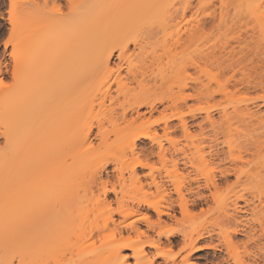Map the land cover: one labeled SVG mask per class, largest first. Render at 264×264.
I'll list each match as a JSON object with an SVG mask.
<instances>
[{"label": "bare ground", "instance_id": "6f19581e", "mask_svg": "<svg viewBox=\"0 0 264 264\" xmlns=\"http://www.w3.org/2000/svg\"><path fill=\"white\" fill-rule=\"evenodd\" d=\"M9 1L12 8L14 7L12 9V12L14 10L13 16L15 14L14 20L13 17L11 18L14 22L15 37L18 40L12 51L15 88L10 87L12 90L5 95L1 94L4 93L3 90L0 93V110L3 109V113H0L2 114L0 122L3 123L1 128L4 129L5 125L8 133L4 132L5 137L9 136V140L6 139V145L8 141L11 144L6 146L7 152L11 151L10 154L5 152L6 149L3 148V152L0 148V264H130L131 260L133 264H200L193 261L196 254L208 249L215 252L220 250L222 247L219 248L213 243V232L209 231L211 228L205 227L200 231H195L187 229L188 227H184L183 223L180 229L179 226H175L176 222L180 221L181 224V220L177 218L179 213L183 216L189 214L188 202L182 201V204H179L180 211L176 210L173 202L172 205L171 203L170 206L167 205L168 207L162 204L164 206L162 208L163 206L161 207L158 203L155 204L157 201L151 203L152 194L155 193L151 194L147 190L148 193L146 191L142 194L143 199L139 198L141 201H135L138 205L135 208L137 211L134 208L131 209L133 212L130 211L138 217L131 219L134 215L131 214L133 216L130 218V213L127 214L126 217L129 216L130 221L122 224L124 226L117 231L120 238L116 240V246L114 244L115 247L110 252L107 249V254L100 251L97 253L92 246L93 250L89 248L90 250L85 251L84 247L88 246L89 242H93L96 232L99 233L101 227L93 222L97 216L93 211L94 208L90 207L91 204H83L80 192L83 190H87L84 193L90 192L93 185L98 183L99 177L96 174L91 175L89 179L83 174L91 169L89 166L94 165L91 163L90 156L100 158L93 148L95 123L99 124V136L104 140L106 129L103 130V127L106 126V122H112L115 118L113 116L115 108L113 107V111L112 109L110 111V108L107 110L109 105L105 108L104 102L107 100L110 105L116 106V102L123 98L125 99L123 103L128 104L136 95L130 92L129 86L134 81L139 83L140 80L146 92L163 89L165 85L171 90L175 87L187 90L188 82L184 76L188 71L185 60L189 56L184 58L186 54L184 52L188 46L186 51L191 46L193 47L192 36L203 31L206 24L211 21L219 27L218 29L222 31L225 29L224 33L226 30L232 33L234 29L244 28L242 22L246 20L244 26H249L248 22H253L252 20L256 17L259 19V16L263 14L256 16L258 8L256 0H73L70 6L72 7L71 18L67 19L68 16L62 14L52 17L49 16L52 14L49 12L46 16L43 14L45 21L40 17L43 21H38L39 23L36 20L34 22L32 18L35 11L40 10V0ZM43 2L49 3V0H43ZM215 2L219 3L217 6L219 12L216 11L217 8H213L215 11L212 9V12L210 10L213 5L216 7ZM46 11L48 10L44 13ZM49 11L53 10L50 8ZM35 18L36 16L33 19ZM260 22L259 26H261ZM262 29H264L263 24ZM184 36H186L185 39ZM201 45L200 43L198 46ZM179 59H183L180 66L177 65ZM187 62L190 61H186L188 66ZM123 72L129 77L124 76ZM181 72L183 77L179 75ZM137 75L142 78L137 80ZM218 85L222 87V84ZM114 86L117 87V98L112 96ZM8 90L9 88L5 92ZM101 94L104 97H101V100L104 101L100 103ZM124 104L121 105L124 107ZM155 104L150 102L148 106L154 110L157 107ZM103 107L113 113L107 114V111H104L102 114L101 110H105ZM125 107L122 109H126ZM139 107L131 109L133 112L131 117L136 115L132 119H128L131 111L126 113L125 110L124 122L126 124L130 120L135 123L142 118ZM249 107L245 106L246 109H242L246 110L245 112L242 110L238 112L240 108L237 111L243 115L241 120L244 116L245 118L248 115L250 118L257 116L250 111L251 109H247ZM238 113L237 117H239ZM226 114L227 119H224L231 120ZM93 115H97L96 118L100 117L99 123L96 119L93 123L94 120L91 118ZM207 118L215 125L210 114ZM166 125L165 130L170 131L171 126ZM182 128L184 132L188 131L185 122ZM117 132L115 130V133ZM241 132L243 131L238 133L242 134ZM121 138H127L132 148L137 147L142 139L150 141L155 139L151 130ZM20 139L26 145H23ZM37 140L40 141L38 146L35 144ZM29 142H33L31 144L37 147L43 143L44 145L40 146L43 149L39 148L35 151L37 148L34 149ZM72 145L83 147L81 154L84 152L87 154L92 152V154L89 156L85 154L87 157L84 159L80 158V152L73 156L66 148ZM20 147L21 151L23 148L27 150L21 152ZM163 155L165 156L164 150ZM149 165V163L141 164L143 168ZM261 170L264 171V167ZM133 174L130 179H132V185L135 186L141 180L135 170ZM230 174V171H227L223 173V177L227 180ZM262 174L259 181L264 179V177L261 178L264 176V173ZM81 176L86 180H82ZM146 177L153 181L150 186L155 187L159 193L162 190L166 193L167 188L157 181L153 173ZM209 182L210 187L215 190L218 188L216 179L209 180ZM257 183L258 181L255 185L260 186ZM104 193L106 200L107 190ZM263 193L262 191L259 199L264 196ZM196 196L197 201L193 202V206H198L199 202L207 203L209 200V197L202 193H197ZM211 196L215 197L214 193H211ZM258 198L256 199L259 200ZM238 201L233 202L234 207H230L231 211L227 210L229 208L227 207V223L230 222L237 227L233 232L235 236L243 234L247 237L246 239H249L248 236L252 238L248 242L254 240L255 246L252 254L254 264H264V242H262L264 241V214L257 223L258 229L260 228V232L257 233V228H251L243 223V214L249 211H245L246 206L245 209H240L241 205L236 204L239 203ZM247 201L245 205L249 207L250 203L248 204ZM92 211L95 215L93 217ZM152 213L156 214V219H153ZM140 221L144 222L145 230L138 226L137 223ZM170 222H175L174 226ZM112 223H115L114 220ZM175 227L179 230H175ZM75 230H81L77 231L80 234L76 232V236ZM150 233L157 234L158 239L150 237ZM256 233L260 237H256ZM209 236L210 243L205 240ZM176 246L181 248L179 250V253H182L181 260L177 261V258L173 256L169 258L171 259L169 262L162 254ZM161 256L165 258L163 263L158 261ZM173 258L176 259L173 261Z\"/></svg>", "mask_w": 264, "mask_h": 264}, {"label": "rangeland", "instance_id": "374dc122", "mask_svg": "<svg viewBox=\"0 0 264 264\" xmlns=\"http://www.w3.org/2000/svg\"><path fill=\"white\" fill-rule=\"evenodd\" d=\"M47 4L53 11H49L50 8L47 6ZM214 4L216 7H213V5L210 9L211 12L213 8H217L216 11L219 9V7H217L219 3L215 2ZM71 5L69 4V0H49V3H44L43 0H40V10L42 12L38 10L35 11L34 14V17L36 16V18L39 20L36 18L33 19L34 17L32 20L34 22L43 21L44 15H48L49 12L52 13H50L51 15L49 16L56 17L58 14H62L63 16H68V19L71 16ZM256 5L258 7L256 16H259V14L262 13L264 14V0H256ZM12 9H14V7L12 8L11 2L9 0H0V79L4 80L5 84L8 85V87H0V93L4 91V93H1L3 95L14 89V86L16 85V81L13 78L14 62L12 51L14 48L13 46H15L18 39L15 37L16 35L14 33L15 27L11 17H13L14 20L15 14L13 16L12 13L14 10L12 12ZM215 9L213 10L215 11ZM261 9L263 10L261 11ZM45 10L48 11L44 13ZM259 11L260 13H258ZM36 12L40 13V15ZM263 14L259 16V19L261 18L260 20L256 17L257 20L254 18V20H252L253 22H248L249 26H244V24H246L244 22L247 20L242 22L244 28L234 29L232 33L229 30H226V33H224V28V31L218 29L219 27H217L216 24L211 21L206 24L203 31L198 32L197 34L195 33L196 35L194 34L191 38V42L194 40L192 42L193 47L191 46L189 50L186 51L189 47L188 46L185 50L184 53L188 55L185 54L184 56L182 54L184 58H187L186 56L190 57H188L190 60H188V58L185 60V65L187 67L186 69L188 71L185 72L186 76L181 75L183 74L182 72L179 74L182 77H186V81L188 82L187 90H180L179 87H175V89L171 90L165 85L163 89L154 90L156 93H154L153 90L152 92H146L143 90V87L141 86L143 82L141 83L142 80H140L139 83L131 81L133 84L129 86V90L132 94L136 95L131 98L129 103L126 101L128 104H124L125 99L122 98L116 102V106L110 105V102L108 103L105 97L106 101L104 102V107L106 106L105 108H107V105H109L110 107L108 106L107 110L110 108V111L111 109L113 111L114 107L116 111H113L115 112L113 116L115 118L112 116L113 121L105 123L106 126L103 127V130L106 129L104 131L106 139L103 140L99 136V124L97 125L94 120L96 119V122H98L100 117L96 118L97 115H93V117H91L94 120L93 123H95L93 135V148H95V151L94 149L93 151L98 153L100 158H93V156H90V158H92L91 163L94 165L89 166L88 164L91 169L89 168L90 170L84 173L85 175L83 174V176H86L88 179L91 175L96 174L99 177L98 183L93 185L94 187L92 191L89 190L90 192L84 193L85 190H83V192H80V195H82L81 200L83 204H91L90 207L94 208L93 211H95V215L97 216H95L94 212L92 211V217L95 216L97 219L94 218L95 221L93 222L100 226L101 230L99 233L96 232L95 239L92 242L93 244L89 242L88 246H86L87 248L84 247L85 251H88L89 248L92 250L94 248V250H97H95L97 253L100 251L104 254L106 253L107 249L110 252V250L116 246V240L120 238L118 235L119 232L117 233V231H120L121 227L124 226L122 224H127L130 221L128 218L129 216L126 217L127 214H133L130 211H132L133 208H137V202L141 201L139 198H141L142 194L149 190L151 194L152 192L155 193L152 194L153 200L149 192V197L152 200L151 203L153 204L154 201H157L155 204L158 203V205L161 207L163 205L170 206V203L172 205L173 202V206H175L176 210L180 211L179 204H182V201L189 203V214L187 216L184 215V217L179 213L177 218L181 220V224L180 221L179 223L170 222L172 226H174L175 223V226H179L180 229V227H182L180 225L183 223L184 227L187 226V229L195 231H200L205 227H207V229L211 228L209 231L213 232L214 245H218L219 248L221 246L222 248L216 252L214 250L208 249L198 253L193 258L194 262L200 264H254V257L252 255L254 253L253 248L255 246L254 240L248 242V240L251 238L250 236H248L249 239H246L247 237H245L243 234L237 236L233 234L234 229H237V227H235L234 224L230 222L227 223L228 221L226 216L228 215H226V209L229 207L227 210L231 211L230 207H234L233 202L239 200V203L236 204L244 206H239L240 209L243 210L246 206L247 209H245V211H249L248 213L243 214V223L245 225L251 226V228H257V233L260 232V228L258 229L257 223L264 214V196L259 199L262 195L261 192H264V179L262 178L264 176H261L263 180L259 181L260 175L264 173V171L261 170L264 167ZM258 20L261 21V26H259ZM228 31L231 34L228 33ZM183 35L184 34H182V36ZM196 37L198 38L196 39ZM200 37L203 39L201 38V40ZM185 38L186 36H184V39ZM198 40L200 41L198 42ZM191 42L188 43L191 44ZM200 43L202 45L198 46ZM194 45L196 46V49ZM191 57L193 58L191 59ZM181 60L183 59H179L177 61L178 64H176L180 66V64L183 62ZM191 60L193 61L191 62ZM186 61H190L189 63L187 62L189 64L188 66ZM123 75L129 77V75L125 72H123ZM137 76L138 80L139 75ZM132 77L134 78V76ZM218 84H222V87ZM7 88H9V90L5 92ZM116 90L117 87L114 86L112 89V96L117 98L118 93ZM101 95L99 98L100 103L103 100H101V97H103V95ZM185 98L186 100L184 101ZM150 102H153V104L156 103L155 106L157 107L154 110H151V107L148 106V103ZM121 104H124L126 109H122L124 107ZM138 106H140L139 110L142 114V118L135 123L130 120L126 124L124 122L125 110L126 113L131 111L130 117H128V119H132L136 115L131 117V114L133 113L131 109H138ZM245 106H250L247 109H251L250 111L257 115L255 116L256 119L254 117L250 118L248 115L246 117L247 120L244 116L243 120L246 121L241 120L243 115L242 113L240 114L238 112H240L242 109H246ZM104 107L103 109H105ZM107 110H101V113L103 114L104 111L106 112ZM2 111L3 109L0 110V113H3ZM242 111L245 112L246 110ZM113 112L110 113L107 111V114H112ZM98 113L100 112L98 111ZM226 113L228 114V119H231L229 121L227 120L230 122L229 124L224 119L226 118ZM237 113L239 117L241 115L240 118L236 116ZM208 114L211 115L214 120L213 123H215L216 126L213 125L212 122H209L207 118ZM1 115L2 114H0V116ZM0 121H2V118ZM239 121H241V123ZM183 122L187 124L188 131H183ZM2 124L3 123L0 124V129H2L0 130V148L4 152L6 146L8 144L10 146L11 144L9 143L10 141H8V144L6 145V139L9 140V136L5 137L6 135L4 132L6 131V128L5 125L4 129L3 127L1 128V126H3ZM166 124L171 126L170 131L165 130V127L167 126ZM249 127L251 129H248ZM117 128L119 129L117 130ZM33 130L35 129L33 128ZM115 130L118 132L115 133ZM149 130L153 132L155 139L153 141L142 139V141H140L135 148L131 147V143L129 140H127V138H121L123 136L126 137L129 135H138L141 132L144 133ZM236 130L238 132L242 130L243 132L240 134ZM252 130H256V132H252ZM132 132H134V134ZM6 134H8L7 131ZM117 136L119 137L117 138ZM34 137L36 136L34 135ZM24 139L26 138L24 137ZM10 140H12V138ZM36 142L37 143L35 144L37 145L40 141L37 140ZM31 143L29 142V144ZM22 144L24 145L25 143L22 142ZM32 145L33 144H31V146ZM232 145L234 146L232 147ZM35 146L33 145L34 149L37 148L35 151H37L39 148H42L40 146L37 147L38 145L36 147ZM66 148L70 152L69 154H73V156L80 152L79 156L82 159L92 154V152L90 154L85 152L81 154V152L84 150L83 147L72 145V147ZM24 150L27 149L23 148L21 151L20 147L21 152ZM163 150L165 151V156L163 155ZM5 152L7 154L9 152L10 154L11 151L8 150L7 152L6 149ZM66 154L68 155V153ZM85 154H87V156H85ZM144 163H149L150 168H143L141 164ZM134 170L136 171L137 175H139L138 177H140L139 179L141 180L135 186L132 185V179H130L133 177L132 175H134ZM227 171H230L231 174L226 180L223 177V173ZM151 173L155 175L157 181L160 182L161 185H164V188H167V196H165L166 193H164L163 190L162 192L160 190L161 193H159L155 187L150 186L153 181H151L152 179H149L146 176L149 174L151 175ZM84 179L85 178L82 177V180ZM211 179H216L218 183V188L216 190L213 187H210L208 184L210 183L209 180L212 181ZM257 181V184H260V186L255 185ZM83 183L84 182H82V184ZM105 190L108 192V197L106 200L104 196ZM197 193H202L203 195L209 197L208 202H199L198 206H193V202L197 199ZM211 193H214L215 197L212 198ZM240 196L241 198L239 199ZM256 198H258L260 201ZM158 200L162 201L159 203ZM246 200H248L247 203H250V208L247 206V204L245 205ZM135 201L137 202L135 203ZM164 206L162 208H164ZM251 209L255 210V212H252ZM152 214L153 219H156V214ZM133 215H131L130 218ZM135 217L137 218L138 216L134 215L131 219ZM112 220H114L115 223H112ZM164 220H166V217H164ZM137 224L144 230L146 229L144 222L140 221ZM168 227L170 226L168 225ZM177 229L178 228L175 227V230ZM77 231L75 230V234ZM154 234L155 233H153V235ZM153 235L151 233L149 234L150 237L157 240V234H155L154 237ZM257 236H259V234H257L256 237ZM152 238L151 240H153ZM208 238L210 239V236L206 237L205 240L210 243ZM179 246L170 248V250L167 249L168 251L162 254L164 255L163 257H167L166 259H168L169 262L171 261L169 258L173 256L177 258H173V261L175 259L180 261L182 253H179V250L181 249ZM103 256L107 257V255ZM165 258H162L161 256L158 261L163 263ZM130 264H133V260L130 261Z\"/></svg>", "mask_w": 264, "mask_h": 264}, {"label": "snow or ice", "instance_id": "6c2138e0", "mask_svg": "<svg viewBox=\"0 0 264 264\" xmlns=\"http://www.w3.org/2000/svg\"><path fill=\"white\" fill-rule=\"evenodd\" d=\"M69 4H72V0H69ZM13 78L15 79V74H13ZM0 87H8V85L5 84L4 80L0 79Z\"/></svg>", "mask_w": 264, "mask_h": 264}]
</instances>
